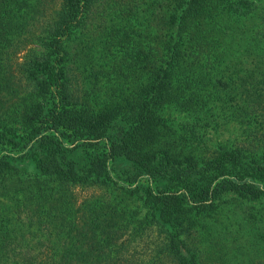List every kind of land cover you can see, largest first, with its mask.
I'll list each match as a JSON object with an SVG mask.
<instances>
[{"label": "trees", "instance_id": "1", "mask_svg": "<svg viewBox=\"0 0 264 264\" xmlns=\"http://www.w3.org/2000/svg\"><path fill=\"white\" fill-rule=\"evenodd\" d=\"M0 264H264V0H0Z\"/></svg>", "mask_w": 264, "mask_h": 264}, {"label": "rangeland", "instance_id": "2", "mask_svg": "<svg viewBox=\"0 0 264 264\" xmlns=\"http://www.w3.org/2000/svg\"><path fill=\"white\" fill-rule=\"evenodd\" d=\"M33 27L31 26V29ZM37 32V31H35ZM30 33V31L27 29V27L24 29V36L22 38H25V36ZM34 42L31 41L30 38H26L21 42L20 45L16 46L13 48V53L11 55L12 62L11 67H15V63L19 62L21 60V56L25 54L28 48L33 47ZM11 68V69H12ZM14 72V71H13ZM115 82L114 77L110 78L109 80H105L101 82L102 88L98 91V94H108L107 92L109 91L108 89L112 86V84ZM6 96L3 97V100L5 101ZM11 99H7L5 101V107L11 104ZM167 115H169L170 120H172L173 124H176L180 121H185V115L179 111L176 110H171V111H164ZM178 126V125H175ZM200 134L202 136V141L199 142L198 144V152H201L206 155L209 150L213 149L217 144H231V143H236L239 140L242 139L241 137V132L239 129V126H237L235 123H230L229 125H225L223 128L218 127L213 129H210L207 127L205 130L201 129ZM26 161H19L17 160V164L19 166L26 165ZM123 165L122 161H115V166L120 167ZM74 196L76 199V203L73 204V207H77L82 200L85 198L93 197L95 196L96 198L101 197H106V199L109 197L110 194L108 190L103 189V188H93V187H75L74 190ZM111 196V195H110ZM247 204H233L232 202L229 203H223L219 208L216 209L214 213V218H216L218 221L222 222H229L227 229L233 232V229L235 228V222H237V219L241 215V210L246 208ZM207 250V255L206 256H214L213 253H209L208 249H204V251ZM205 256V255H203Z\"/></svg>", "mask_w": 264, "mask_h": 264}]
</instances>
